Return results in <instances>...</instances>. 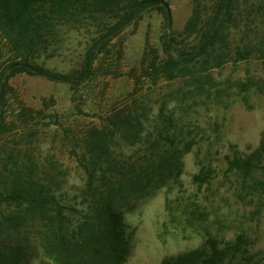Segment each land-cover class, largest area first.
<instances>
[{
  "label": "rangeland",
  "instance_id": "obj_1",
  "mask_svg": "<svg viewBox=\"0 0 264 264\" xmlns=\"http://www.w3.org/2000/svg\"><path fill=\"white\" fill-rule=\"evenodd\" d=\"M164 1L171 24L158 10L145 13L113 39L96 60L93 75L78 88L25 73L11 77L4 109L15 126L0 141V150H28L41 165L49 160L61 164L73 196L84 183L79 160L84 132L115 112L135 109L144 128L134 130L135 138L118 135L113 148L138 162L157 149L153 142L161 132V146L171 160L164 175L155 176L141 192L116 197L115 224L107 240L80 258L50 255L35 241L27 244L26 237L13 233L12 252L18 258L2 264H160L165 257L213 245L233 248L241 237L246 250L242 262L264 264V193L244 187L227 164L235 150L249 154L261 143L264 58L257 52L214 68L212 78L200 82L204 88L182 78L144 76L152 64L166 59L164 36L180 42L194 12L195 0ZM252 3L247 11L254 31L248 37L237 30L232 45L241 39L264 41V0ZM87 44L86 34L72 33L53 49V56L43 54L38 62L64 73L79 68ZM0 49L4 61L1 43ZM249 78L254 84L249 88L237 84ZM203 167L211 178L197 182L194 176Z\"/></svg>",
  "mask_w": 264,
  "mask_h": 264
},
{
  "label": "trees",
  "instance_id": "obj_2",
  "mask_svg": "<svg viewBox=\"0 0 264 264\" xmlns=\"http://www.w3.org/2000/svg\"><path fill=\"white\" fill-rule=\"evenodd\" d=\"M252 2L210 0L204 4L195 0L193 15L180 35L182 40L164 36L166 59L152 64L143 75L153 79L182 78L204 88L201 83L212 78L214 68L233 60L250 59L257 52L264 58L262 40L230 43L237 30L248 37L253 33L247 11ZM151 10L160 11L168 26L171 24V11L164 0H0V43L7 54L0 61V141L15 126V121H8L4 109L11 77L25 73L78 88L93 75L96 60L113 39ZM75 32L88 36L79 68L64 73L38 62L43 54L53 56V49ZM0 52L3 55L1 49ZM237 84L244 89L254 85L250 78ZM124 114H111L80 138L79 160L84 163L85 177L73 196L66 189L63 177L67 170L61 164L49 160L50 164L41 165L28 150H0V264L13 263L18 258L12 252L13 233L26 237L27 244L35 241L50 255L80 258L86 249L107 240L115 224L112 207L116 197L126 191L141 192L155 176L164 175L165 163L171 160L167 149L161 146V132L157 142H153L158 150H150L138 162H131L132 158H124L113 148L118 135L135 138L138 133L134 130L144 128L137 110ZM227 164L244 187L264 193V131L253 152L242 154L235 150ZM210 178L205 167L194 176L197 182ZM243 243L241 237L233 248L213 245L165 257L160 264H244Z\"/></svg>",
  "mask_w": 264,
  "mask_h": 264
}]
</instances>
